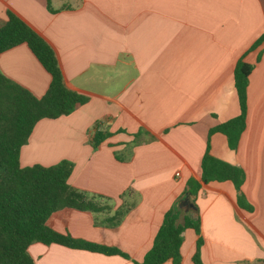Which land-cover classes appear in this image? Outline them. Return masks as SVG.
Listing matches in <instances>:
<instances>
[{
	"label": "crops",
	"instance_id": "obj_1",
	"mask_svg": "<svg viewBox=\"0 0 264 264\" xmlns=\"http://www.w3.org/2000/svg\"><path fill=\"white\" fill-rule=\"evenodd\" d=\"M7 11L50 45L65 87L87 99L67 116L38 122L19 163H70L68 185L105 209L63 210L47 224L129 257L36 243L28 248L35 264L140 262L165 213L181 210L188 182L199 180L207 140L213 157L243 171L240 191L251 210L237 205L228 181L190 195L200 260L264 264V41L251 49L264 34V0H0V24ZM238 60L253 68L245 129L232 151L223 135L208 132L239 114ZM0 72L36 98L49 84L24 45L0 54ZM96 129L110 136L94 147ZM196 240L183 233L180 264H193Z\"/></svg>",
	"mask_w": 264,
	"mask_h": 264
},
{
	"label": "trees",
	"instance_id": "obj_2",
	"mask_svg": "<svg viewBox=\"0 0 264 264\" xmlns=\"http://www.w3.org/2000/svg\"><path fill=\"white\" fill-rule=\"evenodd\" d=\"M263 41L264 34L251 49L257 48ZM20 45L27 47L48 74L49 84L43 96L36 98L0 72V264H35L28 253L33 243L54 244L129 260L127 254L115 247L75 239L48 226V220L63 210L100 213L105 208L68 185L72 165L66 161L50 167L20 166V150L26 145L38 122L67 116L87 100L82 94L65 87L55 52L50 45L18 16L7 11L5 21L0 24V54ZM252 68V65L242 60L237 61L233 82L239 114L208 132V137L214 133L223 135L232 151L236 149L245 129L246 90ZM109 136L96 129L93 146H98ZM200 170L199 180H190L187 184L186 192L192 197L197 195L202 186L228 181L237 193V205L251 210L240 191L244 181L243 171L213 157L209 152L208 140ZM121 216L122 213L116 214L114 220L118 222ZM187 230L197 237L192 263L202 264L200 218L197 213L184 214L177 208L165 213L150 249L140 262L131 260V264H180L183 233Z\"/></svg>",
	"mask_w": 264,
	"mask_h": 264
},
{
	"label": "water",
	"instance_id": "obj_3",
	"mask_svg": "<svg viewBox=\"0 0 264 264\" xmlns=\"http://www.w3.org/2000/svg\"><path fill=\"white\" fill-rule=\"evenodd\" d=\"M179 208L185 213H188V212L194 210V207H192V205L190 203V194L189 193H187L185 195V197L182 199V201L179 204Z\"/></svg>",
	"mask_w": 264,
	"mask_h": 264
},
{
	"label": "rangeland",
	"instance_id": "obj_4",
	"mask_svg": "<svg viewBox=\"0 0 264 264\" xmlns=\"http://www.w3.org/2000/svg\"><path fill=\"white\" fill-rule=\"evenodd\" d=\"M33 244H36V243H33Z\"/></svg>",
	"mask_w": 264,
	"mask_h": 264
}]
</instances>
